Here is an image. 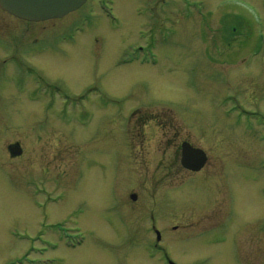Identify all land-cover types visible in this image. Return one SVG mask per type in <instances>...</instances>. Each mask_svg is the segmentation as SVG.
<instances>
[{
  "label": "rangeland",
  "instance_id": "rangeland-1",
  "mask_svg": "<svg viewBox=\"0 0 264 264\" xmlns=\"http://www.w3.org/2000/svg\"><path fill=\"white\" fill-rule=\"evenodd\" d=\"M90 85L101 106L73 115ZM53 86L68 109L49 110ZM91 139L103 152L85 168ZM184 141L206 152L201 173ZM57 225L87 242L58 243ZM164 254L264 264V0H89L38 24L0 9V264Z\"/></svg>",
  "mask_w": 264,
  "mask_h": 264
},
{
  "label": "water",
  "instance_id": "water-1",
  "mask_svg": "<svg viewBox=\"0 0 264 264\" xmlns=\"http://www.w3.org/2000/svg\"><path fill=\"white\" fill-rule=\"evenodd\" d=\"M86 0H0L2 9L12 13L13 15L30 20L41 21L53 18H61L68 13L80 8ZM183 150L182 163L194 170L201 168L203 163L193 166V154L198 152L199 161L204 162L206 155L202 150L187 149ZM10 150L13 156L19 155L21 152L18 144L11 145ZM196 151V152H195ZM133 200L137 199V195H132Z\"/></svg>",
  "mask_w": 264,
  "mask_h": 264
},
{
  "label": "flooded vegetation",
  "instance_id": "flooded-vegetation-1",
  "mask_svg": "<svg viewBox=\"0 0 264 264\" xmlns=\"http://www.w3.org/2000/svg\"><path fill=\"white\" fill-rule=\"evenodd\" d=\"M0 9H1V11L4 14H7V15L9 14L10 17L15 18V19H17V20H19L21 22L36 23V24L42 23V22H29V21L21 20V19L16 18L15 16L11 15L10 13L4 11L1 7H0ZM68 32H70V31H68ZM68 32H66V34ZM66 34H64V35H66ZM4 46L5 45H3L2 48H4ZM74 46H77V44L74 45ZM46 47L47 46H43V48H46ZM56 47H59V46L55 45V46H52L51 47L55 54H56V51H58L56 49ZM21 64L18 63V65H17V67L19 69H21ZM94 86L95 85H93V86L90 85L89 87H86L85 91H81L78 94H76V96L78 97V99L76 98V100L78 101V107L74 108L75 112L73 113V115L74 114H79V115H86L87 116V114H89V113L92 114L93 111L98 110V108L101 106V100H100V98L99 97H94V95L98 94L97 88L94 87ZM49 89H50L49 90L50 92L48 91V92L45 93L46 96H47V99L49 100V110H52V109L55 110V109H57L59 111H62V110L68 109L72 105L73 100H72L71 95L68 92L62 90L58 86H53V87H51ZM81 101L85 102V106L82 109H80V102ZM184 143H188V142H185L184 141L183 143H181V148L179 150V153H180V162H181V159H182L181 157H182V153H183V144ZM103 147H104L103 145H100L99 146V143L96 142L95 139H91V141L84 142V146L82 148V154L84 153L85 150H90V154L89 155H84V157L87 158L86 165L84 166L85 168L86 167L93 168L94 167L92 165L93 163L94 164H98L99 163V159L97 158V153H99V152L102 153L103 152V150H102ZM194 148H197V147H194ZM207 161H208V159H207ZM207 161H206V164H207ZM206 164H205V166H206ZM203 168L200 171H197V172L191 171L189 169H186V170L189 171V172H191V173H201V171L203 170ZM176 228L177 227H175V229ZM165 256H166V254H165Z\"/></svg>",
  "mask_w": 264,
  "mask_h": 264
},
{
  "label": "bare ground",
  "instance_id": "bare-ground-1",
  "mask_svg": "<svg viewBox=\"0 0 264 264\" xmlns=\"http://www.w3.org/2000/svg\"><path fill=\"white\" fill-rule=\"evenodd\" d=\"M66 23H67V22H66ZM84 32H86V31H84ZM86 242H87V241H86ZM86 242H85V243H86ZM85 243H84V244H85ZM84 244H83V245H84ZM83 245H82V246H83Z\"/></svg>",
  "mask_w": 264,
  "mask_h": 264
}]
</instances>
